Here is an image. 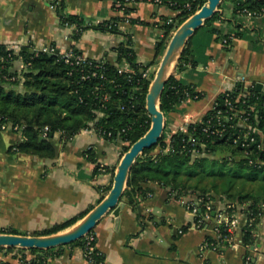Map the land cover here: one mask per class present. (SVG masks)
<instances>
[{
    "label": "crops",
    "instance_id": "obj_1",
    "mask_svg": "<svg viewBox=\"0 0 264 264\" xmlns=\"http://www.w3.org/2000/svg\"><path fill=\"white\" fill-rule=\"evenodd\" d=\"M52 0H0V44L18 50L20 46L53 47L62 53L75 48L86 58L116 64L119 69L134 71L128 61H117L115 47L127 38L138 65H149L154 58L155 43L162 32V17H171L175 11L152 2L134 3L133 11L125 20L117 22L116 31H101L93 26L72 40L74 25H62L51 5ZM65 12L77 15L85 26L95 25L113 17H122L112 0H63ZM218 18L200 29L195 42H204V49L196 50L198 63L175 74L182 83L191 84L203 93L198 100H185L169 113L166 122L168 135L183 124L199 122L210 109L216 96L237 84L244 86L261 83L264 88V13L250 17L233 11V3H222ZM142 23H131L129 19ZM240 26L238 27V25ZM215 28L220 34L243 31L233 38L227 48L215 40ZM200 49V47H199ZM157 64L149 65L151 74ZM18 66V64H17ZM20 139L18 133L0 131V231L15 229L29 234L78 215L99 200L101 190L110 188L112 171L119 162L122 143L100 137L93 129H83L61 146L55 135L57 155L53 159L7 152ZM91 147L96 163L90 162L83 151ZM103 171H94L95 165ZM151 198L132 208L124 197L120 223L115 228L114 218L102 217L93 229L95 247L104 255V264H264V217L255 228L254 243L246 248L240 241V228L234 229L233 244L218 251L199 246L205 232L195 228L172 236L182 225L191 221L180 200L167 197L166 190L156 184ZM109 190V189H108ZM141 214H151L152 221L140 223ZM163 220L164 224H161ZM174 243L175 249L170 250ZM13 252L0 249V264L12 261ZM245 259V261H244ZM46 264H93L83 257L80 247H66L61 254L47 259Z\"/></svg>",
    "mask_w": 264,
    "mask_h": 264
},
{
    "label": "trees",
    "instance_id": "obj_2",
    "mask_svg": "<svg viewBox=\"0 0 264 264\" xmlns=\"http://www.w3.org/2000/svg\"><path fill=\"white\" fill-rule=\"evenodd\" d=\"M113 6L122 12V17H113L95 25L85 26L82 19L75 14L65 12L63 0H52L51 5L62 25H74L72 40L78 39L82 30L93 26L101 31H116L117 22L125 20L128 14L133 11V4L140 1H148L159 6H165L175 11L171 17H162L161 36L155 43L154 58L149 65L158 64L168 39L173 31L189 16L194 14L206 0H112ZM233 3V11L238 14L242 9L248 11L264 10V0H228ZM220 7V6H219ZM218 18L215 11L211 17L206 19L201 27L187 40L180 56L177 59L173 73L168 77L162 95L160 97V110L164 114L165 126L162 136L157 143L150 148L144 149L132 165L124 197L132 208H135L139 201L151 198L153 188L149 184H156L166 190L167 197L177 199L181 196L190 195L202 199L203 202L210 199L247 204L248 217L251 224H244L240 227V244L249 248L254 243L255 228L260 220V205L264 203V195H255L252 192H243V188H236L233 178H241V172L246 169L248 172L245 179L254 181L261 178L264 181V165L249 164L248 159L242 157L240 147L232 143V138L237 128L228 127L223 137L213 136L203 132L205 120L214 113L210 107L202 119L197 123H189L186 132H175L169 134L166 130L167 117L170 112L175 111L187 97L193 98L198 94V99L203 93L195 92L191 84L180 82L175 74L185 71L198 63L196 50L203 51L204 42H195V37L200 29L212 24ZM131 23H142L139 19L130 18ZM240 24L238 25V27ZM216 34L215 40L221 42L225 48L231 45L233 38L242 37L243 31L220 34L215 28L209 30ZM226 43H223V40ZM228 44V45H226ZM200 47V49H199ZM31 44L22 45L16 52L13 49L0 44V53H10L0 60V124H11L18 126V129L11 130L18 133L20 139L10 145L7 152L33 155L43 159H53L57 155V146L53 139L59 135L58 143L63 146L71 138L83 129H93L100 137L122 143L120 156L128 147L140 138L150 125V116L145 109V97L149 83L154 72L149 78L142 77L143 71L149 65H138L135 62V53L131 47V41L119 43L115 47L117 61L122 59L131 63L134 67L133 73L120 71L116 64L103 60L87 58L85 61L76 64L74 57L66 62L62 54L53 50L33 52ZM76 54H80L73 48ZM20 61L21 68L16 69L14 63ZM13 77V79H11ZM228 91L219 93L212 104L217 108H224L223 97ZM245 94V103H239L238 107L249 111V123L254 124V111L260 116L257 126L261 133H264V88L256 90L255 83L244 86L237 84L231 89L230 97ZM255 106L254 111L250 107ZM234 124L235 121H229ZM47 127V133L42 136L43 128ZM193 134L195 141L193 147L197 150L195 157H190L188 152L190 142L188 135ZM256 138L260 133L255 134ZM212 147L227 154L225 157H216ZM253 151L250 158L259 156L264 159V151H257L256 146L250 147ZM83 155L92 163H96V154L91 147L83 151ZM94 171H98V164ZM113 174V171H112ZM242 186V185H240ZM109 188L101 190L98 202L104 197ZM264 192V188H263ZM174 193V196L171 194ZM151 194V196H148ZM92 207L82 211L76 216L54 223L49 227L32 231L29 234L19 232L15 229H8L5 233L22 235H50L70 228L81 219ZM204 207H200L198 213H203ZM231 211V209H230ZM152 221L158 225L151 214H141L140 223ZM161 224H164L161 220ZM190 223L182 225V233L186 232ZM94 229V228H93ZM93 229L89 234L93 233ZM205 235L202 239L209 243H216L214 236L203 230ZM199 229V230H201ZM2 232V231H0ZM182 233L176 232L172 239L177 240ZM96 237L88 245L85 237L78 239L68 245L58 246L52 249H26L19 247H0L8 253L13 252L12 262L6 261L2 264H46L49 257L57 256L66 247H80L82 252L91 248L87 259L93 264H104L103 253L95 247ZM220 245L228 244L218 241ZM175 249L174 243L169 247ZM217 249L216 251H218ZM86 259V260H87ZM245 261V259H244Z\"/></svg>",
    "mask_w": 264,
    "mask_h": 264
},
{
    "label": "water",
    "instance_id": "obj_3",
    "mask_svg": "<svg viewBox=\"0 0 264 264\" xmlns=\"http://www.w3.org/2000/svg\"><path fill=\"white\" fill-rule=\"evenodd\" d=\"M223 0H206V2L194 14L183 21L172 33L158 67L154 71L145 97V109L150 116V125L146 132L134 141L120 156L119 162L112 176L109 190L104 197L92 207L81 219L70 228L50 235H22L0 232V247H19L26 249L47 250L58 246L68 245L89 233L98 221L110 215L114 218L115 228L120 223V212L124 206L122 196L126 187L128 175L132 165L144 149L150 148L157 143L162 136L165 126L164 114L160 110V97L165 83L172 74L175 64L187 40L201 27L206 19L218 11ZM257 91L262 88L261 83H255ZM213 154L225 157L227 154L212 147ZM214 210L211 217L214 216ZM29 264V263H26Z\"/></svg>",
    "mask_w": 264,
    "mask_h": 264
},
{
    "label": "built area",
    "instance_id": "obj_4",
    "mask_svg": "<svg viewBox=\"0 0 264 264\" xmlns=\"http://www.w3.org/2000/svg\"><path fill=\"white\" fill-rule=\"evenodd\" d=\"M241 13L250 17L259 16L264 13V10L261 11H248L246 9H242ZM223 43H226V40H223ZM8 49V48H7ZM54 50L53 47L45 46L40 48L33 47L31 51L38 52V51H49L52 52ZM17 50L13 49V52ZM62 57H64L65 61L68 62L70 57H74L75 63L79 64L85 61L87 58L81 54H76L73 49H68L65 52H62ZM10 53L4 54L0 53V60L4 59L5 56H9ZM120 71L133 73V71H126L123 69H119ZM142 77L149 78L150 73L148 70L141 72ZM13 79V77L11 78ZM262 89V88H261ZM228 91L223 97V106L224 108H217L215 104H212V109L214 113L208 116L205 120V125L202 128L203 132L209 133L213 136L223 137L225 135V131L228 127H235L237 128V132L232 138V143L236 146L240 147V151L242 152V157L248 159L249 164L254 165H264V159H261V153L259 156L254 157L253 159L250 158L252 153V149L250 148L252 145L256 146L257 151H264V133H261L257 122L261 119L259 115H257L254 111L255 106H251L250 111H254V119L255 123H249V111L243 109V107H238L239 103H245V94L236 95L235 98L231 99L230 93L231 89L225 90ZM195 92L198 90L195 89ZM200 92V91H199ZM198 94H195L193 98L187 97L186 100H196L198 98ZM264 106V103H263ZM260 118V119H259ZM264 120V117H262ZM231 120H234L235 123L231 124ZM16 130L18 126H11V124H0V131L2 130ZM188 129L187 124L181 125L176 132H186ZM47 133V127L43 128L42 136H45ZM260 133V137L256 138L255 134ZM57 136H59L57 134ZM188 140L192 142L190 144L188 152L190 153V157H195L197 155V150L193 147V142L195 138L193 134L188 135ZM170 136L166 138V142L169 143ZM98 170L103 171L104 167L102 165H98ZM148 196H151L149 194ZM174 196V193L171 194ZM175 197V196H174ZM172 197V198H174ZM183 204L185 211H187L191 215V221L189 228L201 229L203 225V230H206L208 233L212 234L217 241L216 243H209L207 241L201 242L199 246L200 253H203L205 250H213L216 251L219 249L220 245L218 241H224L226 243L233 244L235 239L234 237V229L240 228L244 224L248 223L251 224L252 218L248 217V211L246 212L247 204H236L221 201L220 199H210L208 197L207 201L196 197H190V195H185L177 198ZM204 207L203 213H198L200 207ZM231 209V211H230ZM214 210V216L211 217V212ZM260 219L264 217V203L260 205V212H259ZM202 230V229H201ZM178 233H182V229L179 228L177 230ZM85 241L89 245L91 241L94 240V234L87 233L85 236ZM239 243H241L239 241ZM91 252V248H89L86 252H83V257L87 259ZM88 260V259H87ZM89 261V260H88ZM90 262V261H89ZM29 263V262H26ZM25 263V264H26Z\"/></svg>",
    "mask_w": 264,
    "mask_h": 264
},
{
    "label": "rangeland",
    "instance_id": "obj_5",
    "mask_svg": "<svg viewBox=\"0 0 264 264\" xmlns=\"http://www.w3.org/2000/svg\"><path fill=\"white\" fill-rule=\"evenodd\" d=\"M231 1H228V0H223L219 6L222 5V3L224 4H228L230 3ZM18 64V66H17ZM14 66L16 67V69H19L21 68V64H20V61H16L14 63ZM158 67V64L156 65V67H154V69L156 70ZM173 73V71H172ZM248 172V170L244 169L242 172H241V175L242 177L241 178H233L235 180V183H236V188H240L242 187L243 188V192H252L254 193L255 195H259V196H263L264 195V192H263V188H264V181L262 180L261 178V174L259 175V178L257 180H254V181H249V180H246L245 179V175L246 173ZM242 185V186H240Z\"/></svg>",
    "mask_w": 264,
    "mask_h": 264
},
{
    "label": "bare ground",
    "instance_id": "obj_6",
    "mask_svg": "<svg viewBox=\"0 0 264 264\" xmlns=\"http://www.w3.org/2000/svg\"><path fill=\"white\" fill-rule=\"evenodd\" d=\"M226 45H228V44H226Z\"/></svg>",
    "mask_w": 264,
    "mask_h": 264
}]
</instances>
